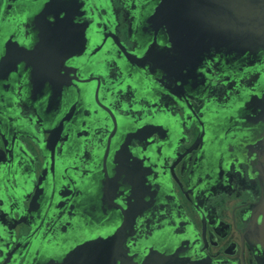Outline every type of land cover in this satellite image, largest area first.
<instances>
[{
  "label": "flooded vegetation",
  "instance_id": "af4514ba",
  "mask_svg": "<svg viewBox=\"0 0 264 264\" xmlns=\"http://www.w3.org/2000/svg\"><path fill=\"white\" fill-rule=\"evenodd\" d=\"M161 1L0 0V264H264V47Z\"/></svg>",
  "mask_w": 264,
  "mask_h": 264
},
{
  "label": "water",
  "instance_id": "95a60500",
  "mask_svg": "<svg viewBox=\"0 0 264 264\" xmlns=\"http://www.w3.org/2000/svg\"><path fill=\"white\" fill-rule=\"evenodd\" d=\"M185 6H189V10L184 15L188 19H193L199 24L198 39L203 42L204 48H216L219 56H248L252 52L257 53L264 47V0H187ZM181 9L178 8L176 0H162L156 10V14L162 18L168 17L170 14L177 13ZM182 12V11H181ZM178 15L181 16V13ZM169 18H167L168 20ZM174 21L176 18L173 19ZM180 21L179 18H177ZM176 30V29H175ZM176 31L180 32V29ZM184 39L192 38V29H184ZM174 45V44H173ZM176 46V45H175ZM184 71V69H183ZM252 99H250L249 102ZM255 102L257 109L264 112V89L256 94ZM247 106V104H246ZM64 122V120H62ZM63 133V129L67 132L71 131L69 125L48 126L50 132V140L45 141V146L50 143L56 145L54 133L58 129ZM110 143L108 144V150ZM51 148V147H50ZM51 150H53L51 148ZM123 224V222H122ZM124 227V224H123ZM119 229L106 238H98L88 241L79 247L87 248L94 246H103L113 243L119 237Z\"/></svg>",
  "mask_w": 264,
  "mask_h": 264
},
{
  "label": "snow or ice",
  "instance_id": "6c2138e0",
  "mask_svg": "<svg viewBox=\"0 0 264 264\" xmlns=\"http://www.w3.org/2000/svg\"><path fill=\"white\" fill-rule=\"evenodd\" d=\"M115 259H116V258L114 257V258H113V264H115ZM149 264H151V261L149 262Z\"/></svg>",
  "mask_w": 264,
  "mask_h": 264
}]
</instances>
